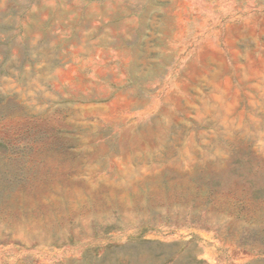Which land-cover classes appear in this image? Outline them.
I'll return each instance as SVG.
<instances>
[{"label": "rangeland", "instance_id": "rangeland-1", "mask_svg": "<svg viewBox=\"0 0 264 264\" xmlns=\"http://www.w3.org/2000/svg\"><path fill=\"white\" fill-rule=\"evenodd\" d=\"M0 264H264V0H0Z\"/></svg>", "mask_w": 264, "mask_h": 264}]
</instances>
